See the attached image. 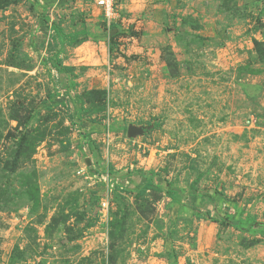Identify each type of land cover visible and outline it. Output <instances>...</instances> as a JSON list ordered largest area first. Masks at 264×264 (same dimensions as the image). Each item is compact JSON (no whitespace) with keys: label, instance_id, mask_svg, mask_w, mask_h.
<instances>
[{"label":"rangeland","instance_id":"1","mask_svg":"<svg viewBox=\"0 0 264 264\" xmlns=\"http://www.w3.org/2000/svg\"><path fill=\"white\" fill-rule=\"evenodd\" d=\"M117 9L0 0V264H264V0Z\"/></svg>","mask_w":264,"mask_h":264},{"label":"built area","instance_id":"2","mask_svg":"<svg viewBox=\"0 0 264 264\" xmlns=\"http://www.w3.org/2000/svg\"><path fill=\"white\" fill-rule=\"evenodd\" d=\"M92 3L98 10L108 30L114 25L120 18V14L117 9V0H87ZM104 189L99 200L98 214L100 221L107 225L109 218V191L112 184L109 183L108 173H102L100 175Z\"/></svg>","mask_w":264,"mask_h":264},{"label":"trees","instance_id":"3","mask_svg":"<svg viewBox=\"0 0 264 264\" xmlns=\"http://www.w3.org/2000/svg\"><path fill=\"white\" fill-rule=\"evenodd\" d=\"M113 26H114V25H112V26L110 27V30L113 28ZM110 30H109V31H110ZM148 186H152V187H154L152 181H151L149 178H146L145 181H144V183H143V185H142V188H147ZM167 186H168V189H167L168 194H169L170 196H173L172 191H171V189H170L168 183H167Z\"/></svg>","mask_w":264,"mask_h":264}]
</instances>
